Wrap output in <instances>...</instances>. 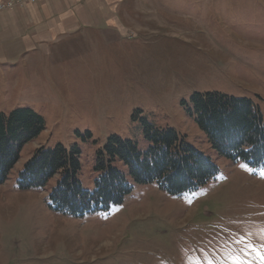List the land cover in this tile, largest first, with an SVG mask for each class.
Instances as JSON below:
<instances>
[{
    "label": "rangeland",
    "instance_id": "1",
    "mask_svg": "<svg viewBox=\"0 0 264 264\" xmlns=\"http://www.w3.org/2000/svg\"><path fill=\"white\" fill-rule=\"evenodd\" d=\"M123 3L108 21L117 27L102 21L0 56V113L29 108L45 124L0 185V264H264V167L215 150L191 100L248 98L264 119V0ZM145 122L176 130L218 167L215 178L171 195L136 183L118 159L132 191L82 216L51 208L59 174L18 187L36 148L61 144L79 149L78 178L93 192L98 150L118 136L146 152Z\"/></svg>",
    "mask_w": 264,
    "mask_h": 264
},
{
    "label": "trees",
    "instance_id": "2",
    "mask_svg": "<svg viewBox=\"0 0 264 264\" xmlns=\"http://www.w3.org/2000/svg\"><path fill=\"white\" fill-rule=\"evenodd\" d=\"M192 107L197 124L206 132L212 147L234 161L264 167V119L251 99L219 92H196ZM43 118L29 108L9 115L0 113V185L6 182L21 158L24 146L43 130ZM150 145L139 150L133 140L108 138L97 152L98 176L93 192L85 190L78 178L79 149L38 147L25 162L17 181L22 190L43 188L59 174L49 199L55 211L82 216L106 211L121 204L132 191L125 173L116 168L123 161L138 184L156 183L171 195H181L203 186L217 175L218 167L172 128H157L145 122Z\"/></svg>",
    "mask_w": 264,
    "mask_h": 264
},
{
    "label": "crops",
    "instance_id": "3",
    "mask_svg": "<svg viewBox=\"0 0 264 264\" xmlns=\"http://www.w3.org/2000/svg\"><path fill=\"white\" fill-rule=\"evenodd\" d=\"M123 2L128 0H46L0 12V56L43 45L84 26L101 28L102 21L117 27L108 21L118 18Z\"/></svg>",
    "mask_w": 264,
    "mask_h": 264
},
{
    "label": "built area",
    "instance_id": "4",
    "mask_svg": "<svg viewBox=\"0 0 264 264\" xmlns=\"http://www.w3.org/2000/svg\"><path fill=\"white\" fill-rule=\"evenodd\" d=\"M46 0H0V12L12 10L29 3H42Z\"/></svg>",
    "mask_w": 264,
    "mask_h": 264
},
{
    "label": "snow or ice",
    "instance_id": "5",
    "mask_svg": "<svg viewBox=\"0 0 264 264\" xmlns=\"http://www.w3.org/2000/svg\"><path fill=\"white\" fill-rule=\"evenodd\" d=\"M264 247V246H262ZM257 255L259 257V259L264 262V252H260L259 250H257ZM238 259V258H237Z\"/></svg>",
    "mask_w": 264,
    "mask_h": 264
}]
</instances>
